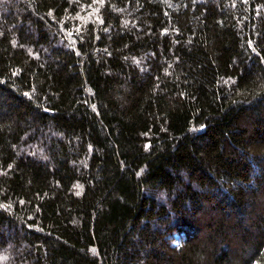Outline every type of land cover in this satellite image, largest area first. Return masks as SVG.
<instances>
[{
    "label": "trees",
    "instance_id": "1",
    "mask_svg": "<svg viewBox=\"0 0 264 264\" xmlns=\"http://www.w3.org/2000/svg\"><path fill=\"white\" fill-rule=\"evenodd\" d=\"M0 264H264V0H0Z\"/></svg>",
    "mask_w": 264,
    "mask_h": 264
},
{
    "label": "rangeland",
    "instance_id": "2",
    "mask_svg": "<svg viewBox=\"0 0 264 264\" xmlns=\"http://www.w3.org/2000/svg\"><path fill=\"white\" fill-rule=\"evenodd\" d=\"M182 234H177V233H174L173 234V237H174V241H176V242H179V241H181V239H182Z\"/></svg>",
    "mask_w": 264,
    "mask_h": 264
}]
</instances>
